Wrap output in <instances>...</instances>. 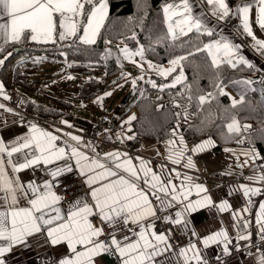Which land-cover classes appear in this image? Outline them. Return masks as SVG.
Returning a JSON list of instances; mask_svg holds the SVG:
<instances>
[{"label":"snow or ice","instance_id":"obj_1","mask_svg":"<svg viewBox=\"0 0 264 264\" xmlns=\"http://www.w3.org/2000/svg\"><path fill=\"white\" fill-rule=\"evenodd\" d=\"M203 2L211 6L212 16L219 21L233 16L238 17L241 21L242 32L254 41L253 47L264 55V39H258L250 26L251 3L241 0L240 5L231 9L227 0H203ZM256 3L259 8L256 23L264 29V0H256ZM163 13L167 24V37L172 41L180 40L193 32L213 35L212 29L205 23L206 17L194 15L193 4L190 0L166 3ZM107 18L108 0H0V20L3 21L0 22V41L7 44L27 40L40 43L72 40L84 45H93ZM132 39H135V35ZM3 51L4 48L0 45V53ZM121 51L126 59L137 64V67L143 71V64H138L134 59L135 56L143 59V47L132 52L125 46ZM196 51L207 52L211 57V65L215 68H220L222 64H227L232 68L238 65L254 68L253 64L239 55V45L225 39L206 43L202 48L197 47ZM11 55L12 53L9 52L4 59H0V65H4L5 60ZM186 58V56H180L172 59L171 67L167 69L153 65L151 62L148 63V67L166 77L176 71L177 66H181V61ZM68 79H74V77L69 76ZM139 79H143V76ZM182 79L183 73L181 72L175 78V82H180ZM237 83L251 85L253 81L242 80ZM132 84L135 86V79L132 80ZM155 86L153 83V87ZM174 86L175 83L169 85V87ZM216 87L219 95H228L220 84ZM3 88L4 85L0 83V94H3ZM106 95H111V93H106ZM208 97L215 99L210 92L207 96L201 95L199 102L201 104L209 102ZM5 98L8 97L5 96ZM100 100L102 98H99L97 102ZM231 103L233 106L243 103V95L240 100L233 98ZM3 107L4 105L0 104V108ZM135 119L136 117L132 116L126 123H131ZM62 123L67 124L68 122L62 121ZM243 127L247 129L251 126L244 125ZM228 129L237 134L241 132V127L235 120L228 125ZM66 135L77 144L81 142L79 136ZM133 138L132 136L127 137L129 140ZM59 140H61L60 136L43 131L34 124L31 125V134L22 137V142L17 141L10 148L0 138V264H6L7 254L12 252L14 247L27 246L28 239L37 234L43 235L45 242L51 246L66 245L70 251L69 256L59 259L56 264H96L95 258L103 254L118 257L119 264H155V257L170 250L171 244L168 243L167 235L157 234L153 230L154 224L147 226L144 224V221L150 217L157 218L156 208L149 197H155L160 201L162 210L172 207V201L181 203L188 201L184 204L183 212L176 213L177 219L172 220L170 216L165 217L166 220L175 224L187 225V221L182 219L184 214L194 213L199 208L212 204L211 198L207 196L202 200L190 201V190L184 184L180 187L186 190L176 195L177 185L171 180L167 184L163 183L160 175L154 173L139 157L137 159L140 160V164L137 166L130 158L121 161V156H126V153L109 152L105 154V159L113 163V167H109L107 163L97 158L99 154L96 157H90L76 146L68 144L67 141L64 142L66 147H61L57 144ZM179 140L183 144L182 136ZM168 143L174 146L176 141L170 140ZM207 144H211V141L197 145L193 151H201ZM169 153L168 159L173 163H179V158L183 157V149L179 153H172V149L169 148ZM13 154H22L23 162L13 163ZM174 155L179 158L173 159ZM246 155L253 160L260 158L259 153L254 149ZM5 161L16 173L64 161L63 166L50 171L51 177L55 179L62 174L71 173L73 167H76L79 175L84 177L83 182L89 189L88 196L91 202L77 200L66 214L62 213L57 207L62 197L55 193L51 181H45L40 185L35 182L22 184L18 177L8 175ZM69 161H74V163H69ZM185 166L194 167L190 157ZM121 172L127 175H121ZM140 173L143 175L141 176ZM179 175L177 173L178 177ZM185 179L190 180L191 178L185 177ZM260 179H264V176ZM141 180L145 188L140 187ZM194 187L197 194L207 191L199 184ZM241 188L246 196L250 193L257 194L260 191L245 185H241ZM170 192L172 193L171 200L166 201L159 195V193L168 195ZM180 196L183 200H180ZM20 199L26 201V206H19ZM229 207L227 202L219 205L221 211H227ZM259 208L262 215L257 222L261 223V239L264 240V203L260 204ZM233 215H239V213H233ZM91 217H96L98 223H93ZM130 224L137 226L139 231L129 228ZM125 229L131 235H124L118 239L116 233ZM132 236H136L137 239L133 240ZM250 238V234L237 237L238 240H249ZM216 243H222L224 254H231L229 245L232 240L228 237L226 230L215 232L203 239L205 247ZM189 252H192L191 257L188 256ZM180 255L184 257L185 264H190L191 260H195L196 264H206L194 243L181 249ZM260 264H264V256L260 257Z\"/></svg>","mask_w":264,"mask_h":264},{"label":"crops","instance_id":"obj_2","mask_svg":"<svg viewBox=\"0 0 264 264\" xmlns=\"http://www.w3.org/2000/svg\"><path fill=\"white\" fill-rule=\"evenodd\" d=\"M193 4V13L194 15L206 17L205 23L207 26L212 29V31L217 34L218 39H225L231 41L233 44L239 45V55H242L246 60L256 68V74L251 78H240L233 80L223 86L224 92L228 95L230 101L233 98L240 100L241 96L246 95L247 93L254 92L259 97L263 107H264V55H262L256 48L253 47L254 41L248 37L245 33L242 32L241 21L238 17L226 18L223 21L217 20L212 16L211 6L203 2V0H190ZM252 4L250 11V26L258 39H264V29H261L256 23L257 17L259 15V8L257 6L256 0L245 1ZM240 5V4H239ZM237 7V6H236ZM235 7V8H236ZM234 8V9H235ZM108 12H109V3H108ZM234 21L236 28L233 30L228 26L230 21ZM0 22H3L0 20ZM245 38L250 40V44L245 43ZM216 41V40H215ZM9 43V42H8ZM0 45L4 46L2 41ZM48 60H53L52 58H47ZM45 56L37 58L36 61L27 63L26 67L28 68V73L30 74V64L34 63H43L45 61ZM57 63L55 60H53ZM3 65H0V83L4 85L3 94H0V104H3V111L0 110V138L3 139L6 146L9 148L13 146L17 141H21V138L31 134V125H36L39 129L47 132H52L53 134L60 136L61 140L57 141V144L61 147H66L65 141L68 144H72L79 148L82 152H85L90 157H96L97 154L102 162L108 164L109 167H113V163L110 160L105 159V154L109 152H120L121 154L126 153L127 155L121 156V161L124 159H132L133 164L139 166L140 160L139 157L147 166L152 169V171L160 175L163 183L167 184L169 180L172 183L177 185L176 195H179L181 192L186 189L181 188V184L187 185L188 190H190L189 200H202L204 197H210L212 204L208 206H203L199 208L196 212L191 214H184L182 219L187 221V225L184 223L175 224L165 219V217H171L172 220L177 219L176 213L183 212L184 204L188 201H183V203L178 201H172V207L162 210L160 201L156 200L155 197L150 196L149 198L152 201V205L156 208L157 218H149L144 221L145 226L149 224H154V231L157 234L162 232L157 231L158 221L166 224L170 230L179 237L176 245L171 244V249L164 252L163 255L155 257V264H185V259L180 255L181 249L189 247L190 244H196L197 248L200 250V256L204 259L207 258L210 254H218L223 250L222 243L212 244L208 247H205L203 244V239L208 235H211L215 232L221 230H226L228 237L231 240L237 242L238 247L247 246L252 240H257L261 237L260 227L261 223H258L257 220L261 217L260 213V204L264 203V194H249L244 195L241 185H245L252 189H258V184L261 181L260 177L264 175V155L255 147H253L247 140L246 136L249 132V128L245 129L244 125L249 124H239L241 129L245 132L242 138L238 141L236 145L222 147L217 144L215 139L212 137H202L197 140L188 141L181 131H178L177 128H174L172 135L163 141H152V140H142L140 144V151L137 154L130 155L123 150H113V151H103L98 148H90L86 143L72 141L70 137L66 134L79 136L77 131H73L69 125H72L70 116L73 115V118L79 120L83 123L82 125L77 124V127H86L89 124H93L100 119L101 114L106 111H100L94 106H90L87 101H82L83 104L77 105L82 106L94 115V118L91 120L80 118L73 112V103L72 105H66L62 102L66 101L64 95L69 94V91L66 88L60 86L59 84H48L44 86L43 90H47L51 87L52 90H55L59 93L58 98H54L51 95H46V101L39 99V92L42 88H39V85L36 82L34 83L33 89L25 90L32 91L31 97H26L19 88L15 87L24 98V102L34 101L36 103H41L48 107L54 108L61 111V114L56 119L58 124L55 126L43 123L41 121L33 120L31 124H23L21 122V115L18 110L13 108L7 103L8 97L7 90L8 87L5 85L2 76L1 69ZM170 65L165 66L169 68ZM171 67V66H170ZM14 68L11 69L13 73ZM157 77L153 74L151 79L159 80V85L164 86L165 79L169 78L170 75L166 76L164 79ZM242 80H252L251 85H244L242 83H237V81ZM158 82V81H157ZM60 86V87H59ZM82 99V98H81ZM46 102V103H45ZM53 102V103H52ZM57 103V107L54 105ZM71 103V102H70ZM54 104V105H51ZM9 109L11 111H9ZM101 112L100 115H96V112ZM62 121H67L68 123H62ZM123 121V120H121ZM85 124V125H84ZM175 133V135H173ZM132 136L129 131H124V133H119V131L111 130L107 133L106 139L109 141H120L128 143L131 145V140L127 137ZM183 137V144L180 142L179 137ZM80 137V136H79ZM170 140H175L176 144L170 145L168 142ZM206 141H211V144H207L205 148L201 151H193L197 145H200ZM186 145V148H185ZM169 148L172 149V153H179L183 149V157L179 158L174 155L173 159L179 158V163H173L172 160H169L170 155ZM93 149L95 151H93ZM255 150L259 153V157L253 160L246 153H250ZM26 152L28 150H25ZM6 156V154H4ZM191 158L194 167H186L188 158ZM13 163L23 162L22 154H13L12 156ZM64 161H58L55 164L48 166H37L34 168H29L22 170L18 173L11 170V166L5 161V167L8 175L10 177H18L19 181L22 184H27L28 182H35L40 185L45 181H51L53 183V190L59 186L75 181L81 180L84 184V177L79 175V171L76 167H73L71 173L62 174L55 179L50 175L51 170H55L58 166H63ZM69 163H74V161H69ZM219 171L226 174L231 178L229 182H223L221 180L207 177L202 182L194 181L193 177L199 173H212ZM179 173V177L177 176ZM141 176L143 173H140ZM121 175H127L121 172ZM185 177H190V180H186ZM242 177L244 180L239 182L236 179ZM251 178V179H249ZM115 179V178H113ZM150 179V176H149ZM201 185L203 188L207 189L206 192H200L197 194L195 185ZM140 187L145 188L143 181H140ZM88 189V188H87ZM89 190V189H88ZM56 193V192H55ZM57 194V193H56ZM58 195V194H57ZM162 199L171 200L172 193L168 195L164 193H159ZM62 197V196H61ZM77 200H83L80 197L72 198H63L57 205L61 209L62 213H67L72 204ZM180 200H183V197L180 196ZM91 202V201H90ZM223 202H227L230 206L227 211H221L219 205ZM19 206H26V201L20 199ZM247 209V211H245ZM160 213V216L158 214ZM233 213H239V215H233ZM55 215V213H52ZM93 223H98L96 217H91ZM129 228H134L136 231H139V228L135 225H128ZM106 229V233H107ZM195 233V235L193 234ZM164 234V233H163ZM249 240H238L239 235H249ZM117 238L120 239L124 235H131L127 229L123 231H118L116 233ZM104 239V237H101ZM132 239H137L136 236H132ZM71 253L67 249L66 245L51 246L45 242V237L41 234H37L35 237H30L28 239V245H20L14 247L12 252L7 254L6 264H56V262L65 257L69 256ZM188 256H192V252L188 253ZM264 256V250H254L248 256H233L231 260L226 264H260V257ZM96 264H119L118 257L110 256L108 254H103L101 257L95 258ZM190 264H196L195 260H191Z\"/></svg>","mask_w":264,"mask_h":264},{"label":"trees","instance_id":"obj_3","mask_svg":"<svg viewBox=\"0 0 264 264\" xmlns=\"http://www.w3.org/2000/svg\"><path fill=\"white\" fill-rule=\"evenodd\" d=\"M171 2L178 3L179 0H108V18L93 45H84L72 40H57L56 43H40L31 40L20 43L9 42L3 46L4 51L0 53V59H4L9 52L12 53L2 66V79L8 89L15 91H18L15 87L23 88V90L33 89L35 86L26 65L43 56L52 55L58 64H75L79 69H85L83 65L88 63L105 64L106 69L101 80L92 78L79 86V96L84 101L100 111H105L104 108L110 97H102V100L97 102L99 99L95 91L104 81L118 76L124 69L114 57L106 61L105 52L109 44H114L117 50H120L122 46L134 50L143 47L144 55L159 65L169 64L172 59L186 56L187 58L181 61V66H177L176 71L165 79V84L162 86L163 94L158 99L159 101L176 100L183 106L194 107V115L188 120L181 119L180 122L181 132L185 138L193 141L202 137H212L219 146L236 145L244 135V131L241 129L239 134L229 131L228 125L235 120L239 124L251 126L246 138L264 155V107L257 94L247 93L243 96V103L233 106L227 95L218 94L216 87L217 84L223 87L240 78L251 79L256 74V68H248L245 65L232 68L227 64H222L220 68L213 67L207 52H197L196 48H202L204 44L217 40L218 36L214 32L212 36L193 32L177 41L168 38L163 8L166 3ZM227 2L231 9L241 4V0H227ZM133 35L135 39H132ZM123 59L128 61L125 57ZM12 68H14L13 73H11ZM181 72L183 79L175 82L176 76H179ZM157 81L155 87L153 83L146 81L142 95L121 117L119 114L123 105L116 107L112 114L115 117L114 114L119 108L116 119L119 122L123 120L124 123L130 117H136L131 123H126L127 131L134 137L131 144L140 143L145 139L166 140L177 126L179 120L177 111L157 107L159 101L150 97L152 91H160L157 86L160 82ZM173 83L175 86L169 87ZM210 92L215 99L208 97L209 102L201 104L199 97L207 96ZM62 103L72 105L70 102ZM22 107L30 114H43L55 119L61 114L59 110L34 101L24 102ZM70 119L76 118L71 115ZM75 123L83 124L76 121ZM89 126L90 124L86 128Z\"/></svg>","mask_w":264,"mask_h":264},{"label":"rangeland","instance_id":"obj_4","mask_svg":"<svg viewBox=\"0 0 264 264\" xmlns=\"http://www.w3.org/2000/svg\"><path fill=\"white\" fill-rule=\"evenodd\" d=\"M124 47L125 46H122V48ZM122 48H120V50H117L114 44H109L106 47V52H105L106 61L112 60V57H114L116 58L119 65L123 66L124 69L122 73L119 74L118 76L110 80L104 81L95 91L98 99L105 96L110 97L107 106H105L104 108L105 111L109 114H113L115 108L122 104V101L126 95L133 93L128 103L122 106V111L119 114L120 117L124 113H126L129 110V108L136 102V100L142 95L144 84L146 81H149L150 83H155V85L157 84V81L154 78L151 79L153 77V74L157 77L162 76L159 75L156 70L150 69L148 67V63L151 62L153 65H156L160 68H165V66L167 65L171 66L170 63L164 65L156 64L150 61L145 55L143 59L140 56L134 57V59L137 61L138 64H143V71H142L140 67H137V64H133L128 59H127L128 61L126 62L123 59L125 55L121 51ZM128 49L132 52L137 51L132 48H128ZM49 57L52 59L54 58V56L52 55L45 56L46 60L43 63L41 64L34 63L29 65L31 68L30 69L31 81L36 82L39 85V88H42V90L38 94L40 96L39 99L46 101V95H51L54 98L59 97V93H57L55 90H52L51 87L48 88L47 90H43L45 85L52 84L54 82L55 84H59L60 86L66 88L67 91H69V94L64 95L65 96L64 99L66 101L73 103L74 105L73 112L76 115H78L80 118H84L88 120L93 119L94 115H92L90 111H88L82 106H77L83 104L82 103L83 99H81V97L79 96V86L81 83L87 82L92 78L101 80L102 76L104 75L106 65L88 63L86 65H83L85 69H79L75 64L68 65V64L55 63L53 61L54 59L48 60L47 58ZM22 60H24V58H22ZM69 76L74 77V79H68ZM141 76H143V79H139V77ZM161 78L164 79L165 76H162ZM133 79L136 80L135 86H133L132 84ZM114 81L116 83H114ZM19 91H21L26 97H31L32 91H25L23 90V88H19ZM106 93H111V95H106ZM54 106L57 107L58 106L57 103ZM100 114L101 112L99 111L96 112V115H100ZM75 121L79 122V120L77 119H75Z\"/></svg>","mask_w":264,"mask_h":264},{"label":"built area","instance_id":"obj_5","mask_svg":"<svg viewBox=\"0 0 264 264\" xmlns=\"http://www.w3.org/2000/svg\"><path fill=\"white\" fill-rule=\"evenodd\" d=\"M228 26L232 29H235V23L234 21H230L228 23ZM245 43L248 45L250 44V40L245 38ZM8 93V99L7 103L18 110L21 115V122L25 125H29L33 122V120L41 121L43 123L55 126L57 121H55L53 118L43 115V114H30L23 109L24 104V98L23 96L15 90H7ZM163 94V90L160 89V91H152L150 94V97L156 101H159L158 99ZM179 105V106H177ZM157 107L160 108H171L177 111L179 114V120L177 122L176 128L178 131H181L180 122L181 119L188 120L190 117L194 115V107L191 105H181L176 100L171 99H165L160 100L157 103ZM1 111H3V108H0ZM73 120V119H72ZM71 129L73 131H77L81 139L84 143H86L91 149L92 148H98L100 150H103L105 152L107 151H113V150H123L124 152H127L130 155L137 154L140 151V144H128L124 142H120L118 140L116 141H109L106 139V135L109 131L115 130L119 131V133H124V131L127 130V125L124 122L117 121L116 117H113L112 115L103 114L100 118V120L96 123L91 124L87 128L83 127H77L75 120L72 121ZM264 176V175H263ZM207 177H212L218 180H221L223 182H229L231 181V178L227 176L224 173H221L219 171L212 172V173H199L193 177L194 181L202 182ZM237 181L241 182L244 179L242 177L237 178ZM258 189L260 190V194H264V179H261V181L258 184ZM55 192L62 196L63 198H72V197H80L84 201H89L90 198L88 196L89 190L83 185L81 180H75L68 183H65L58 188L55 189ZM160 216V213L158 214ZM157 231L164 233L168 236V241L176 245L179 237L174 234L170 228L164 224L161 221H158L157 225ZM237 242L235 240H232V243L229 245V249L231 254L226 255L224 254L223 250L219 252L218 254H210L207 258H204L203 261L206 262V264H226L228 263L233 256H248L250 253L254 250H264V240L261 239V237L257 240H252L247 246L244 247H238L236 245ZM219 257V259H217Z\"/></svg>","mask_w":264,"mask_h":264},{"label":"water","instance_id":"obj_6","mask_svg":"<svg viewBox=\"0 0 264 264\" xmlns=\"http://www.w3.org/2000/svg\"><path fill=\"white\" fill-rule=\"evenodd\" d=\"M130 97H131V93L128 94V95H126L125 98L123 99L121 105H123V106L126 105ZM118 113H119V108L116 110V113L115 114L117 115Z\"/></svg>","mask_w":264,"mask_h":264}]
</instances>
